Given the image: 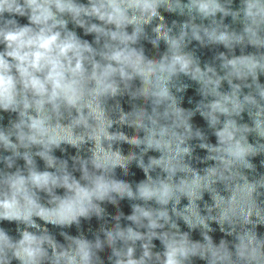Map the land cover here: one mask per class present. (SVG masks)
<instances>
[{
    "label": "clouds",
    "instance_id": "1",
    "mask_svg": "<svg viewBox=\"0 0 264 264\" xmlns=\"http://www.w3.org/2000/svg\"><path fill=\"white\" fill-rule=\"evenodd\" d=\"M0 264H264V0H0Z\"/></svg>",
    "mask_w": 264,
    "mask_h": 264
},
{
    "label": "water",
    "instance_id": "2",
    "mask_svg": "<svg viewBox=\"0 0 264 264\" xmlns=\"http://www.w3.org/2000/svg\"><path fill=\"white\" fill-rule=\"evenodd\" d=\"M137 178H143L142 173H140L139 170H137ZM124 210L126 214L130 212V209H128L127 207H125Z\"/></svg>",
    "mask_w": 264,
    "mask_h": 264
}]
</instances>
